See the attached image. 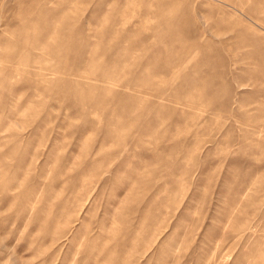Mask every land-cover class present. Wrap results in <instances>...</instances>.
Instances as JSON below:
<instances>
[{
  "label": "rangeland",
  "instance_id": "rangeland-1",
  "mask_svg": "<svg viewBox=\"0 0 264 264\" xmlns=\"http://www.w3.org/2000/svg\"><path fill=\"white\" fill-rule=\"evenodd\" d=\"M0 264H264V0H0Z\"/></svg>",
  "mask_w": 264,
  "mask_h": 264
}]
</instances>
